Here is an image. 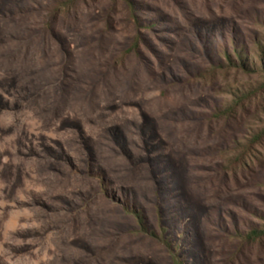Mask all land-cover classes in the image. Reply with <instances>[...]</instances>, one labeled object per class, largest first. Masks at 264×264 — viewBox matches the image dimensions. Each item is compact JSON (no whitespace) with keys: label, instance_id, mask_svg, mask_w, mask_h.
Returning a JSON list of instances; mask_svg holds the SVG:
<instances>
[{"label":"rangeland","instance_id":"1","mask_svg":"<svg viewBox=\"0 0 264 264\" xmlns=\"http://www.w3.org/2000/svg\"><path fill=\"white\" fill-rule=\"evenodd\" d=\"M0 264H264V0H0Z\"/></svg>","mask_w":264,"mask_h":264},{"label":"bare ground","instance_id":"2","mask_svg":"<svg viewBox=\"0 0 264 264\" xmlns=\"http://www.w3.org/2000/svg\"><path fill=\"white\" fill-rule=\"evenodd\" d=\"M48 216H49V215H48ZM61 217H62V216H61ZM51 219H52V218H51ZM64 222H65V221H64ZM56 224H57V223H56ZM66 229H67V228H66ZM62 233H63V232H62ZM62 233H61V234H62ZM64 233H65V231H64ZM54 234H55V233H54ZM51 236H52V235H51ZM61 239L64 240L63 237H62ZM47 240H48V239H47ZM50 241L53 243V241H52L51 239H50ZM60 241H61V240H60ZM57 242H58V241H57ZM65 242H66V241H65ZM45 243H46V242H45ZM49 243H50V242H49ZM49 243H48V244H49ZM54 243H55V242H54ZM52 245H53V244H52ZM55 245H56V244H55ZM50 247H52V246H50ZM56 248L58 249V248H62V247L60 246V247H56ZM52 249H53V248H52ZM49 251H50V250H49ZM49 251H48V252H49ZM63 251H66V250H63ZM63 251H60V253H61V252L63 253ZM58 252H59V251H58ZM50 253H52V252H50ZM50 253H49V254H50Z\"/></svg>","mask_w":264,"mask_h":264},{"label":"trees","instance_id":"3","mask_svg":"<svg viewBox=\"0 0 264 264\" xmlns=\"http://www.w3.org/2000/svg\"><path fill=\"white\" fill-rule=\"evenodd\" d=\"M248 67V66H247ZM257 233V232H256ZM256 233H254V234H256ZM262 233V232H261ZM258 234V233H257Z\"/></svg>","mask_w":264,"mask_h":264}]
</instances>
